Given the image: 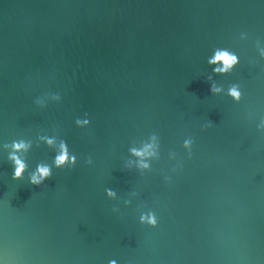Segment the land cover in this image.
<instances>
[{
  "label": "water",
  "instance_id": "1",
  "mask_svg": "<svg viewBox=\"0 0 264 264\" xmlns=\"http://www.w3.org/2000/svg\"><path fill=\"white\" fill-rule=\"evenodd\" d=\"M226 45L241 64L213 73L208 57ZM260 49L264 0H0V256L264 264ZM211 82L224 92L212 94ZM234 82L245 93L239 104L226 95ZM85 112L91 125L78 128ZM153 134L160 155L140 172L129 148ZM20 135L32 141L21 153L29 172L52 164L42 135L67 140L77 165L53 168L39 186L13 180L3 144ZM144 204L157 227L138 222Z\"/></svg>",
  "mask_w": 264,
  "mask_h": 264
},
{
  "label": "clouds",
  "instance_id": "2",
  "mask_svg": "<svg viewBox=\"0 0 264 264\" xmlns=\"http://www.w3.org/2000/svg\"><path fill=\"white\" fill-rule=\"evenodd\" d=\"M260 56L264 57V49H260ZM208 64L213 65L212 72L220 75L232 73L241 64V55L238 50L231 46H215L212 49L211 56L208 57ZM209 91L212 94L224 92V89L218 87L214 82L209 83ZM52 99L55 101H61L62 96L59 91L51 94ZM226 95L230 96L232 100L239 104L245 93L239 82H234L226 91ZM34 103L41 104L42 101L36 99ZM264 123V122H262ZM74 124L78 128H89L91 125V119L89 114L85 112L83 116H77L74 119ZM211 127V124L207 122L205 127L201 130H206ZM261 125H257V131L259 132ZM50 148L55 149V154L52 158V164L38 163L34 170L28 171V165L21 155V153L28 152L32 147V141L25 138L23 135L17 136L11 140L5 141L3 147L8 150V160L12 164L11 176L13 180H27L31 185H42L44 182L53 175V168L56 169H72L77 165L78 156L77 153L70 148L67 140L60 138L59 140L55 136L42 135L38 137ZM194 146V139L192 136H186L181 142V147L184 150L187 158H191ZM160 143L158 138L153 134L149 137L147 142L141 143L138 147L129 148L131 156L136 157L135 160L130 161L134 164L136 169L140 172L150 170L152 168V161L160 155ZM91 157H89V163ZM181 162L174 168L175 172L181 167ZM167 182L171 177L165 178ZM105 194L110 198L116 197V192L112 188H106ZM130 203V202H126ZM138 222L142 225H147L152 228L158 226L159 218L157 213L144 204L143 210L138 212ZM0 264H8V260L3 256H0ZM107 264H119L117 259H109Z\"/></svg>",
  "mask_w": 264,
  "mask_h": 264
}]
</instances>
